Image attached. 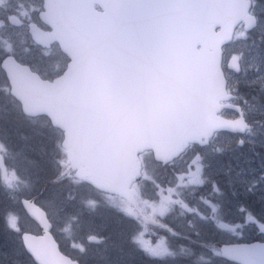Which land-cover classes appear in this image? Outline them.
Here are the masks:
<instances>
[{"label": "snow or ice", "instance_id": "obj_1", "mask_svg": "<svg viewBox=\"0 0 264 264\" xmlns=\"http://www.w3.org/2000/svg\"><path fill=\"white\" fill-rule=\"evenodd\" d=\"M254 31L264 43L261 0H0V110L11 106L43 130L50 182L68 193L34 191L7 163L26 159L23 151L0 136V220L20 237L27 264H89L101 239L80 212L67 211L73 192L89 210H115L128 242L158 264L194 255L166 237L144 240L149 224L187 238L158 219L177 209L194 217V229L199 221L229 237L248 224L264 230V215L244 209L237 223L219 201L187 199L208 184L221 193L210 161L227 150L218 146L224 133L239 145L264 143V54L249 62L243 51ZM249 67L260 86L251 102L236 78ZM57 231L76 255L61 250ZM222 243L211 247L215 257L264 264V244Z\"/></svg>", "mask_w": 264, "mask_h": 264}, {"label": "rangeland", "instance_id": "obj_2", "mask_svg": "<svg viewBox=\"0 0 264 264\" xmlns=\"http://www.w3.org/2000/svg\"><path fill=\"white\" fill-rule=\"evenodd\" d=\"M261 2H264V0H261ZM253 42H255V44H253ZM247 45L249 46L248 48H244V56L245 58L251 62L252 57L256 56L257 54H264V43H261L260 41V34L258 31H254L251 32V38L247 40ZM237 46L239 47L240 44L238 42ZM255 77V71L249 67L247 73L245 74L244 72H240L236 74V78L239 81L238 84V88L239 91L241 93V95L248 99L250 102L252 100L253 96H257L260 94L259 92V84H252L250 83ZM254 85H257L256 87H254ZM246 86H250L249 88H252V92L250 93L248 90V88ZM16 111L13 110L11 108V106H9L7 109H3L1 110V114L2 115H18V113H15ZM261 117L257 116V119H260ZM17 119V118H16ZM15 125L17 127V129L19 128V125L17 123V121H15ZM16 129V128H15ZM37 129L41 132H43V130L37 126ZM44 134V133H43ZM19 135L22 136L21 139H18L21 141H23L24 139L27 138L28 134H26L25 132L20 133ZM1 136H4L1 134ZM242 138V137H241ZM13 148L16 151H23L24 153V157H29L31 158L29 155L26 154L27 152V144L25 142H23L22 144V149L19 145V143H13L8 141ZM257 145L258 147H261L260 149V157H249L246 159V162L249 163L250 161H253L254 159L259 160L258 164L260 165V168L264 169V143H261V140L259 137L256 138L255 142H246L243 145H239L237 144V135H234L232 133H224L221 137V139L218 142V146L221 147H225L227 150L224 151L223 153L220 154H216L215 156L212 157L210 163H211V170H210V179L217 184V186H219L221 188V194L219 196V198L221 199L222 205L224 206V214L226 216V218L228 220L231 221H235L237 223H243L244 222V209H247L249 212L255 214L257 217H260L262 215H264V183H262L261 181L264 180V171H260L258 168L255 170L253 166H248V167H244L246 169H243L242 167H237V168H233L232 170H228V166L226 164V157L229 156V154H231V152L235 153V155H239V150L241 151L242 149H246L248 150V152L250 153H254L253 152V145ZM43 151V150H42ZM243 151V150H242ZM29 152H31L29 150ZM46 152H47V156L44 157L45 160V165L47 169L51 170V165L49 163L50 160V146L48 145L47 142V146H46ZM225 152H230L229 154H225ZM263 153V155H262ZM33 159V158H31ZM34 160V159H33ZM29 161H32L30 159H17L14 162H7L8 165L10 167L14 166L17 168L18 174L21 175L22 177H28L30 178L31 182L34 185V191H38L42 184L47 181V179H43L41 178V176H37L33 173H36L38 171H40L41 165H39L35 160H34V164H30ZM221 161L223 162V164L221 163ZM33 162V161H32ZM225 162V163H224ZM225 165V167L223 166ZM183 167V166H182ZM44 168V165H43ZM26 170V171H25ZM194 170V169H193ZM36 171V172H35ZM33 172V173H32ZM223 175V177L220 176V173ZM240 174L239 179H237V174ZM215 174H217V177L215 176ZM229 176V177H228ZM221 181V182H220ZM248 182H254L255 183V187L252 189V191H247L246 193L249 195L250 193H256V205H245L244 200L241 199H237V190L240 189V187H238V185H241L242 187H246L247 188V183ZM222 183V184H221ZM229 184V188L226 187V185ZM221 185H223L222 188ZM237 187V190L236 188ZM39 188V189H38ZM50 190H48L46 192V194H44V197L50 196V195H56V194H62L63 196H67V191H63L62 193L60 192V186H52V188H49ZM197 189V193H205L206 196L210 197V192H212L211 189V185H205L203 187H198L195 188L194 190ZM243 191V189L241 190ZM42 193V191H41ZM44 193V192H43ZM228 193V196H227ZM74 196H76V200L72 201L69 203L67 211L68 212H80L82 214V218L83 220L89 224V222L87 221V217H90L91 214L90 213H94L96 210H98L99 208H107L110 211H108L105 215V218L107 220H109L108 223L113 222V219L115 217V215H117L118 220H121V217L116 213L115 210L109 208V207H105V206H99L97 208H95L94 210H89L87 207H85L84 205H82L80 203V196L77 195V193L73 192L72 193ZM253 197V195H252ZM215 201V200H214ZM217 201H219V199H217ZM254 204V203H252ZM112 211V212H111ZM179 216V211H177L173 217L176 218V216ZM183 218H181L180 220H184L186 223H188L189 220H194V217L191 214H186V215H182ZM172 217V216H171ZM21 223L24 224L25 226L28 225V221L27 219L24 217V214L21 213ZM104 224L102 221L98 222V225H100L99 230H103L105 231L104 236L102 237V240L100 243H93L90 245L91 249H92V254L89 258V264H124V262L127 261V259L122 260L121 256L119 254V250H121V248H117V247H113V249H118L117 252L111 251L110 248V244L108 242L111 243V241L109 239H111V236L109 234L107 228V224ZM103 224V225H102ZM202 222L196 221V227H202ZM106 227V228H105ZM190 227V226H189ZM93 228V226H92ZM198 230V229H196ZM202 231H204L205 233H208L212 236L211 237H206L207 239H203L205 241H210L211 239H214L213 237H218L223 241H228V240H233V241H238V240H252V239H264V230L259 229L257 226H254L252 224H248L245 227V230L243 232V234L239 237H229L227 234H218L216 231H210L208 228L207 229H202ZM11 233L15 234V232H13L12 230H10ZM96 233V232H94ZM57 239H59L60 241H62V243L64 245H66L68 248H71V243L72 240L69 238L68 235L62 233V232H55ZM101 237V236H100ZM157 237H161V235H158L157 233L152 232V226L149 224L148 228L145 230V235H144V240L147 242H150L152 244L157 243ZM199 238V237H198ZM122 242L124 241H128L127 240V236L122 237L121 239ZM118 243V242H117ZM110 245V246H109ZM119 245V243H118ZM129 247L133 248H137L136 246H134L133 244L130 243ZM138 249V248H137ZM141 250V249H138ZM202 252L200 255L204 256V260H208V261H219L216 260V257L213 255L212 251L204 248L203 250L200 249ZM120 256V258H119ZM6 262L5 263H15V264H27L26 259H24L23 261L21 259H17L15 260V262L12 260V262H7V258L5 257ZM28 261V260H27ZM124 261V262H123ZM130 261V260H129ZM123 262V263H122ZM2 262H0L1 264ZM128 264V263H126Z\"/></svg>", "mask_w": 264, "mask_h": 264}, {"label": "trees", "instance_id": "obj_3", "mask_svg": "<svg viewBox=\"0 0 264 264\" xmlns=\"http://www.w3.org/2000/svg\"><path fill=\"white\" fill-rule=\"evenodd\" d=\"M256 86L257 85H254V87ZM246 87L248 88L247 91H249L250 93L253 91L252 88H249L250 86H246ZM15 121H17L19 125L18 129L15 125ZM23 132L28 134V136L26 139L20 142V140L18 139H21L22 136L19 134ZM1 134L6 136L8 141L13 142L14 144L19 143L21 149L23 145L22 143L25 142L27 144L26 154L29 155L31 158H33L39 165H41L42 169L40 171L38 172L35 171L36 173L32 172L33 174L37 176H41V178L43 179H47V181L43 184V186L41 184V186L39 187L40 189L38 188L39 189L38 192L42 191V193L44 192L43 193L44 195L46 194L48 190H50L49 189L50 187L52 188V186H58L50 182L51 179L53 178V174L51 170L45 168L46 165L44 163L45 162L44 157L47 156V152H46L47 140L43 132L37 129L36 125L29 124L19 114L15 116L12 114L11 115L7 114L6 116L2 115L1 110H0V136ZM260 149L261 147H258L257 145L254 144L253 145L254 153H250L246 149H242L243 151L239 150L240 152L239 155H235V153L233 152H231V154H229L230 152H225V154H229V156L226 157V164L228 166V170H232L233 168H237V167H242L243 169H246L244 167L253 166L255 170L258 168L260 171H264V169L260 168V165L258 164L259 160L254 159L253 161H250L249 163L246 162V159L249 157H252V156L254 158L260 157ZM29 150L31 152H29ZM26 158L34 162V160L29 158L28 156ZM43 165H44V168H43ZM223 166L225 167V165ZM229 186H230L229 184L226 185L227 188H229ZM221 187L224 188L223 185H221ZM238 187H240L239 190H237V187H235L237 190V199L244 200L245 205H253V207L257 206L255 204L256 203L255 201L256 193H250L248 195L246 193V187L244 186L242 187L241 185H238ZM242 189L243 191H241ZM227 196H228V193H227ZM4 199H5L4 188L2 186V182H0V202H3ZM108 211L110 210L102 207L96 210L94 213H90L91 216L86 218L89 224L93 226V231L98 233L99 237L101 236L100 237L101 240H102V237L104 236L105 231L99 230L100 225H98V222L102 221L104 224L109 222L110 219L107 220L105 218V215ZM107 226H108L107 228L108 231L106 232H109L111 236V239H109L111 243L108 242L111 245V246L109 245L111 248V251H114V252L118 251V249H113V247L121 248V250H119L121 259L122 260L127 259L126 262L123 261L124 264L126 263L128 264H158V261L149 257L142 250H138L135 247L133 248L129 247L130 243L128 241H124V242L121 241L122 237L126 236V233H125L124 225L122 224L121 220H118L117 215H115L113 222L108 223ZM177 226L180 228L187 227L184 222L177 224ZM185 237L187 238L179 237L178 241L174 239H167V240L172 244V246L174 247L176 251H179L180 247L183 246L187 249H190L194 253V255L192 256L179 255L175 258L174 261L170 262V264H191V263L203 264L206 262H210V263L227 262L224 258H217V257H216V260H219V261H215V262L214 260L212 262L208 260L199 261L198 257L200 256L202 252H200L201 250L199 249L200 247L199 240L196 239L198 236L189 234V235H186ZM193 238L195 240H193ZM58 241L60 243L61 249L64 252H66L69 255H76V253L72 249L64 245L62 241H60L59 239ZM117 242L119 243V245ZM188 245L193 246L195 249L190 248ZM5 257L7 258V262H12V260L15 262V260L17 259H21L22 261L26 259V262H27V260L29 259L26 253H24L22 249V242H21L20 237L16 233L15 234L11 233L10 229H6L3 221L0 220V262H2L1 264H15V263H5L6 262Z\"/></svg>", "mask_w": 264, "mask_h": 264}, {"label": "flooded vegetation", "instance_id": "obj_4", "mask_svg": "<svg viewBox=\"0 0 264 264\" xmlns=\"http://www.w3.org/2000/svg\"><path fill=\"white\" fill-rule=\"evenodd\" d=\"M221 163L223 164V162L221 161ZM220 173V172H219ZM215 176L217 177V174H215ZM220 176L222 177L223 175L220 173ZM195 191V196H187V199L189 200V201H191L194 205L197 203V201H198V199H199V197L200 196H204V197H206V198H208V199H212L213 201L215 200V201H217V199H219V202H221V199L219 198V196L221 195V194H219V193H215V194H213L212 192H210V197H208V196H206V194L205 193H200V192H198L197 193V189L196 190H194ZM222 203V202H221ZM199 207L201 208V210H205L206 211V209H204V206L202 205V204H200L199 205ZM177 211H179V209H177L176 211H174V212H171V213H169L168 215H166L165 217H158V219L160 220V222L162 223V224H167L169 227H171L172 229H174L175 231H178V232H181L183 235H189V234H193V235H196V229H198L199 231H200V235L198 236V235H196V236H198L196 239L197 240H199V243H200V245L202 244V243H207L208 245H209V247H199V249H204V248H207V249H209V250H211V247H213V244H216V243H222V242H224L223 240H221L220 238H218V237H213L214 239H211L209 242L208 241H205V240H203V239H207L206 237H211L212 238V236L210 235V234H208V233H205L204 231H202V229H207V227H205V226H202V227H196L195 229L194 228H192V227H189V224L188 223H186L184 220L182 221V220H180L181 218H183V216L182 215H177L176 216V218H174L173 217V215L177 212ZM172 216V217H171ZM185 223V225L187 226L186 228H180V227H178L177 226V224H180V223ZM151 226H152V232H154V233H157L158 235H161V237H166L167 239H174V240H176V241H178V239H179V237H172V236H170L169 235V233L167 232V231H165V230H163V229H161V228H159V227H157V226H154V225H152V224H150ZM203 225V224H202ZM54 236H55V234H54ZM56 238V237H55ZM57 239V238H56ZM193 240H195L194 238H193ZM231 240V239H230ZM253 240H256V239H252V240H244V241H242V240H238V241H233V240H231L232 242H249V241H253ZM262 240H264V239H262ZM190 248H192V249H195L193 246H190V245H188ZM215 247H218V245H214ZM227 262H224V263H210V264H229V263H231V264H236V262H234V261H231V260H229V259H226V258H224ZM191 264H195V263H191ZM203 264H206V263H203Z\"/></svg>", "mask_w": 264, "mask_h": 264}, {"label": "water", "instance_id": "obj_5", "mask_svg": "<svg viewBox=\"0 0 264 264\" xmlns=\"http://www.w3.org/2000/svg\"><path fill=\"white\" fill-rule=\"evenodd\" d=\"M35 211V210H33ZM53 239L56 240V242L58 243L59 245V242L57 241V239L55 238L54 234H53ZM234 243H243V244H254V245H262L264 244V240H259V239H256V240H253V241H249V242H234ZM214 245H218V247H222L223 246V243H216V244H213ZM60 246V245H59ZM227 259V258H226Z\"/></svg>", "mask_w": 264, "mask_h": 264}]
</instances>
